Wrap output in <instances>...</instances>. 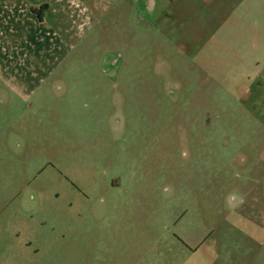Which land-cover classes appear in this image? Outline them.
<instances>
[{"label": "rangeland", "instance_id": "obj_1", "mask_svg": "<svg viewBox=\"0 0 264 264\" xmlns=\"http://www.w3.org/2000/svg\"><path fill=\"white\" fill-rule=\"evenodd\" d=\"M85 1L0 156V264H264V0Z\"/></svg>", "mask_w": 264, "mask_h": 264}, {"label": "crops", "instance_id": "obj_2", "mask_svg": "<svg viewBox=\"0 0 264 264\" xmlns=\"http://www.w3.org/2000/svg\"><path fill=\"white\" fill-rule=\"evenodd\" d=\"M84 4L88 2L0 0V156L12 149L27 147L31 142L32 129L24 126V117H27L28 111L32 112L35 106L34 96L38 92L42 96L44 89L48 91L47 82L56 83V81L50 80L49 73L45 77H34L29 70L43 69L44 66L47 68L52 63L58 66L70 56L71 48H75L76 44L74 39H70L71 43H69V38H66L65 23L60 21L61 15L64 17L67 9V13L75 12L76 18L72 16L75 20H81L80 5ZM45 7L46 10L42 13ZM74 22L75 27L81 25L77 23L79 21ZM79 28L81 29V26ZM66 51L67 54L64 53ZM19 121L22 122L21 126ZM2 177L0 174V179ZM5 178H8V183L4 188H0V218L3 214L7 217L5 223H1L0 235L5 231L18 239L30 238L28 229H19L14 222L18 212L16 208L8 206L12 209L8 211L7 207L2 206L3 197L6 200L13 196L11 179H9L12 176L7 175ZM20 215L27 216V213L20 210ZM231 240L233 238L229 241ZM222 249H228V245L219 244V250ZM225 258L230 260L229 257Z\"/></svg>", "mask_w": 264, "mask_h": 264}, {"label": "trees", "instance_id": "obj_3", "mask_svg": "<svg viewBox=\"0 0 264 264\" xmlns=\"http://www.w3.org/2000/svg\"><path fill=\"white\" fill-rule=\"evenodd\" d=\"M46 10V7L45 8H43V10H42V13H44V11Z\"/></svg>", "mask_w": 264, "mask_h": 264}]
</instances>
